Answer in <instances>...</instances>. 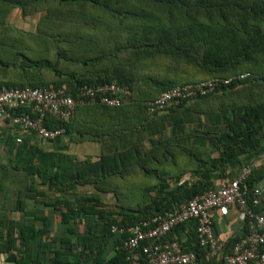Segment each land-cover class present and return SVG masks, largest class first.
Listing matches in <instances>:
<instances>
[{"label": "trees", "instance_id": "16d2710c", "mask_svg": "<svg viewBox=\"0 0 264 264\" xmlns=\"http://www.w3.org/2000/svg\"><path fill=\"white\" fill-rule=\"evenodd\" d=\"M13 10L21 20L40 13L34 31L11 26ZM208 82L211 92L148 114L147 104L163 93ZM109 84L129 90L126 102L77 106L68 121L47 119V128L64 130L60 139L21 132V142L15 136L7 146L0 182L19 184L12 211L22 219L0 222V255L14 252L15 264H128L130 228L253 165L264 153V0H0V90L75 98L82 88ZM11 113L32 114L27 107ZM83 141L99 144L100 155L64 152ZM240 187L253 215L264 216V170L253 167ZM216 215L221 256L205 259L195 220L164 239L198 264H225L249 218L222 240ZM257 252L264 254V244Z\"/></svg>", "mask_w": 264, "mask_h": 264}, {"label": "built area", "instance_id": "2783aa9c", "mask_svg": "<svg viewBox=\"0 0 264 264\" xmlns=\"http://www.w3.org/2000/svg\"><path fill=\"white\" fill-rule=\"evenodd\" d=\"M243 77L245 76H240ZM229 82L230 80L223 81L224 84ZM214 88L215 83L208 82L172 89L154 102L148 103L147 112L152 114L177 103L178 99L197 93L204 95ZM96 93L100 96L97 97ZM128 96L129 90L126 87L121 88L114 84L96 89L82 88L75 98L63 91L2 88L0 118L22 133L33 134L44 142H52L60 139L64 130L47 128V119L52 122L68 121L77 106L98 102L117 107L126 102ZM22 107L30 108L32 114L11 113ZM20 142L21 138H17L16 143ZM252 168L253 166H246L237 178L221 184L218 189L208 191L175 210L159 214L148 222L130 228L131 235L124 243V247L130 250L128 264H198L194 253L182 252L176 242L164 239L174 227L190 220L196 221L199 243L206 250L205 259L221 256L224 243L213 232L212 216L215 213L226 216L230 208H235L243 219L249 218L246 224L248 233L233 246L229 254H223L225 264H248L253 260L264 264V254L257 252V248L264 244V216L253 215L240 187L241 181L252 172ZM261 197V190L256 188L252 193V203L258 205Z\"/></svg>", "mask_w": 264, "mask_h": 264}, {"label": "crops", "instance_id": "0c3cea01", "mask_svg": "<svg viewBox=\"0 0 264 264\" xmlns=\"http://www.w3.org/2000/svg\"><path fill=\"white\" fill-rule=\"evenodd\" d=\"M18 19H20L19 12L17 10H13L8 18L9 24L17 29H22L17 27L16 25H13V22ZM15 136L22 138L26 135L9 126L3 119L0 118V163H5V160L8 157V154L6 153L7 146H9L10 141ZM33 141L42 143L41 141H38L36 139H33ZM100 150L101 146L99 144L90 141H83L68 143L64 152L67 153L72 159H84L97 158L100 155ZM252 166L254 167V169L264 170V153L260 155L256 160H254ZM1 180H3V178H1ZM219 184V181H217V185ZM18 190L19 184L13 181L0 182V222H5L8 220H12L13 222L21 221L22 215H20L19 213H14V211H12L13 207L16 205V195L18 193ZM108 203H111V201H109ZM261 206V211L264 213V201L262 202ZM242 220V215L235 208H230L226 216H219L217 214L215 216V228L216 232H218V236L222 240H227L233 236L238 235L242 229ZM50 236H52V234ZM109 249L110 247L108 246V255L110 254L108 251ZM0 264H15V253L10 251L9 253L1 254Z\"/></svg>", "mask_w": 264, "mask_h": 264}, {"label": "rangeland", "instance_id": "374dc122", "mask_svg": "<svg viewBox=\"0 0 264 264\" xmlns=\"http://www.w3.org/2000/svg\"><path fill=\"white\" fill-rule=\"evenodd\" d=\"M40 15L41 14L39 13V14H37L31 18H28L26 20L18 19L15 22H13V25H16L17 27L22 28L24 30L34 31V29L36 28V24L39 21Z\"/></svg>", "mask_w": 264, "mask_h": 264}]
</instances>
